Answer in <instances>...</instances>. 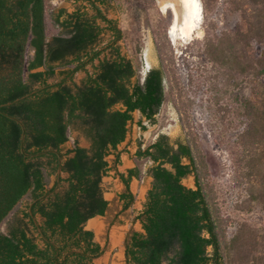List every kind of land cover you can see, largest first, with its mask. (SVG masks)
<instances>
[{
	"label": "trees",
	"instance_id": "1",
	"mask_svg": "<svg viewBox=\"0 0 264 264\" xmlns=\"http://www.w3.org/2000/svg\"><path fill=\"white\" fill-rule=\"evenodd\" d=\"M73 1V11L50 16L56 33L49 38L45 0H0L1 110L24 123L26 153L53 149L62 159L59 165L54 153L25 157L21 127L0 114V225L28 200L0 232V264H95L105 249L85 225L96 216L107 228L130 219L131 184L142 171L119 170L125 152L119 147L134 125L142 131L143 121L154 125L164 103L162 47L159 66L137 81L119 44L123 31L105 13L114 0ZM231 3L240 24L205 39L204 53L227 75L249 82L250 96L238 106L244 121L240 168L250 201L264 211V0ZM79 72L84 77L76 83ZM72 131L89 147L76 139L67 148ZM135 144L133 156L147 162L151 183L132 219L140 230L132 227L124 238V264H264V234L241 226L228 238L208 191L205 156L194 141L160 134L146 146L140 139ZM107 176L122 186L111 201L101 186ZM190 177L193 187L184 184Z\"/></svg>",
	"mask_w": 264,
	"mask_h": 264
},
{
	"label": "rangeland",
	"instance_id": "2",
	"mask_svg": "<svg viewBox=\"0 0 264 264\" xmlns=\"http://www.w3.org/2000/svg\"><path fill=\"white\" fill-rule=\"evenodd\" d=\"M232 0H199L202 8L200 36L192 40L173 41L169 35L172 12H163L160 4L169 2L180 8L179 0H114L113 8L105 10L107 16L118 21L123 31L119 43L122 53L131 59L136 70L135 79L142 82L146 73L159 66V50L162 47L166 75L164 78V103L156 116V123L143 121L146 130L137 125L119 147L121 155L119 170L138 166L142 179L134 180L131 189L135 202L129 210L130 219L121 225L107 228L105 219L96 216L85 227L104 247V253L95 259V264H124L123 240L130 228L140 230L139 223L132 219L142 209L151 178L146 175L147 162L137 160L135 140L144 146L152 143L160 134L172 139L188 138L194 141L205 156L208 171V191L213 206L218 210L226 227L227 236H234L241 226H247L259 234H264V211L260 205L252 203L247 193V181L240 168L241 149L239 135L243 132L244 121L238 106L239 101L250 96L246 79L227 75L212 63L204 53V42L214 40L220 34L233 32L240 24V16L234 11ZM48 14V36L56 33L50 16L61 9L73 11L78 4L73 0H45ZM31 55V53H29ZM91 71V68H89ZM84 73H77L74 81L79 83ZM135 120L139 114L135 113ZM81 147L88 148L87 139L72 131L66 147L75 140ZM130 140V144L127 145ZM53 177L48 186L53 185ZM189 187L194 186L193 178L184 180ZM104 198L113 200L121 191V184L112 176L102 179ZM28 204L24 198L8 219L0 225V232H6V225L20 214Z\"/></svg>",
	"mask_w": 264,
	"mask_h": 264
},
{
	"label": "bare ground",
	"instance_id": "3",
	"mask_svg": "<svg viewBox=\"0 0 264 264\" xmlns=\"http://www.w3.org/2000/svg\"><path fill=\"white\" fill-rule=\"evenodd\" d=\"M180 8L169 2L160 4L163 12H172V21L169 26V35L173 41L192 40L200 36L202 23V8L199 0H179Z\"/></svg>",
	"mask_w": 264,
	"mask_h": 264
},
{
	"label": "water",
	"instance_id": "4",
	"mask_svg": "<svg viewBox=\"0 0 264 264\" xmlns=\"http://www.w3.org/2000/svg\"><path fill=\"white\" fill-rule=\"evenodd\" d=\"M1 105H0V114L7 117L8 119L10 120H13L15 121L17 124H19V126L21 127V143H20V150H21V153L25 156V157H35V156H40V155H43L45 153H54L58 156V161H59V165L61 164V155L60 153L57 151V150H53V149H48L46 151H43V152H39V153H34V154H28L24 151V140H25V132H26V129H25V125L24 123L18 119L17 117L15 116H12V115H9L7 114L6 112L2 111L1 110ZM60 174H61V167L59 166L58 167V171H57V182H59V177H60ZM58 187V184L57 186L55 187L54 191L57 189ZM32 205V204H31ZM29 211L31 212V210L29 209ZM100 217V216H99ZM86 228V227H85Z\"/></svg>",
	"mask_w": 264,
	"mask_h": 264
},
{
	"label": "flooded vegetation",
	"instance_id": "5",
	"mask_svg": "<svg viewBox=\"0 0 264 264\" xmlns=\"http://www.w3.org/2000/svg\"><path fill=\"white\" fill-rule=\"evenodd\" d=\"M7 225H8V224H7ZM7 225H6V231H7V228H8V226H7ZM127 232H128V231H127ZM127 232H126V233H127ZM125 236H126V235H125ZM124 238H125V237H124ZM123 241H124V240H123ZM123 249H124V247H123Z\"/></svg>",
	"mask_w": 264,
	"mask_h": 264
},
{
	"label": "snow or ice",
	"instance_id": "6",
	"mask_svg": "<svg viewBox=\"0 0 264 264\" xmlns=\"http://www.w3.org/2000/svg\"><path fill=\"white\" fill-rule=\"evenodd\" d=\"M185 2H188V0H185Z\"/></svg>",
	"mask_w": 264,
	"mask_h": 264
}]
</instances>
